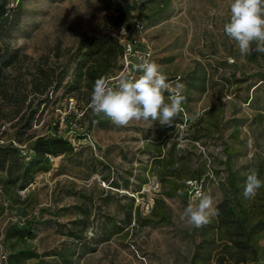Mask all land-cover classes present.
I'll return each instance as SVG.
<instances>
[{
	"label": "rangeland",
	"instance_id": "rangeland-1",
	"mask_svg": "<svg viewBox=\"0 0 264 264\" xmlns=\"http://www.w3.org/2000/svg\"><path fill=\"white\" fill-rule=\"evenodd\" d=\"M0 2L14 9L6 39L22 61L8 73L24 101L17 112L0 97V145L31 153L32 141L51 131L73 145L43 157L25 188L16 170L0 169V264H189L202 229L180 219L198 202L188 190L198 184L216 207L230 194L229 169L239 199L262 207L264 187L254 199L243 188L250 169L264 180V53L242 58L224 33L230 0ZM136 16L152 62L173 87L184 86L171 124L118 127L89 107L96 79L121 67L120 56L85 57L90 39H119ZM48 67L56 82L36 95L32 81ZM27 224L30 237L9 232ZM259 242L264 262V231Z\"/></svg>",
	"mask_w": 264,
	"mask_h": 264
},
{
	"label": "trees",
	"instance_id": "trees-1",
	"mask_svg": "<svg viewBox=\"0 0 264 264\" xmlns=\"http://www.w3.org/2000/svg\"><path fill=\"white\" fill-rule=\"evenodd\" d=\"M12 10L14 11L7 7L5 2H0V97L7 102L15 101L19 105L17 112H20L24 101L10 91L12 85L8 73L10 67L22 61L19 50L12 49L6 39V34L13 24ZM84 46L82 45L81 49ZM86 48L83 55L90 59L104 56L116 58L122 53L119 39L111 34L92 37ZM56 78L57 74L53 68L41 69L40 76L32 81V91L39 96L45 95L56 82ZM35 116L36 113H33L31 119ZM30 125L31 121L27 126ZM30 149L31 153H24L20 147L0 145V169L9 172L16 170L17 180L21 182L22 188L33 182L43 157L71 151L73 145L68 138L57 131H51L44 136L36 137ZM198 175L200 173L196 172V177L189 180H200ZM229 184L230 194L216 206L219 214L214 216L210 223L201 227V240L195 245L189 264H214L211 262L215 256L214 250L218 252L214 260L217 264H264L261 260L259 242L264 231V204L257 207L256 204L245 203L239 199L235 173L232 169H229ZM12 231L23 237L33 235L31 224L14 226L9 229L10 233ZM220 243L222 248L219 250Z\"/></svg>",
	"mask_w": 264,
	"mask_h": 264
},
{
	"label": "clouds",
	"instance_id": "clouds-1",
	"mask_svg": "<svg viewBox=\"0 0 264 264\" xmlns=\"http://www.w3.org/2000/svg\"><path fill=\"white\" fill-rule=\"evenodd\" d=\"M229 10V20L223 30L236 42L241 57L253 52L264 53V0H230ZM133 70L139 75L126 70L116 82L104 76L96 79L89 104L93 114L109 118L118 127L128 126L132 121L171 124L183 111L184 86L177 83L173 87L160 66L144 58L133 65ZM262 187L264 180L258 177L256 170L250 169L244 183V198L254 199ZM195 196L198 202L190 200L180 219L198 229L210 223L219 212L213 197L201 195L199 189Z\"/></svg>",
	"mask_w": 264,
	"mask_h": 264
},
{
	"label": "built area",
	"instance_id": "built-area-1",
	"mask_svg": "<svg viewBox=\"0 0 264 264\" xmlns=\"http://www.w3.org/2000/svg\"><path fill=\"white\" fill-rule=\"evenodd\" d=\"M119 41L122 46V53L120 56V71L112 76L111 79L113 82H116L119 78L120 73L128 71L132 75H139L133 70V65L139 63L141 58L147 59L152 62V51L150 44L147 40L145 28L142 20L136 16L133 19L131 25L126 26L121 31V36ZM199 180H190V184L197 183ZM194 189L188 190L192 192L195 196L196 190L199 189L201 193V186L195 184Z\"/></svg>",
	"mask_w": 264,
	"mask_h": 264
}]
</instances>
